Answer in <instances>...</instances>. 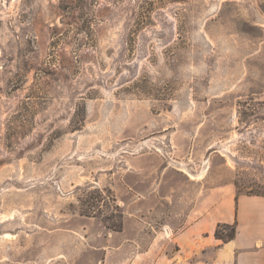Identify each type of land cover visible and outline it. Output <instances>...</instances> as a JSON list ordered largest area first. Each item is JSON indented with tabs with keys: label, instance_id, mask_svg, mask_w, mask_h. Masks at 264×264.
<instances>
[{
	"label": "rangeland",
	"instance_id": "374dc122",
	"mask_svg": "<svg viewBox=\"0 0 264 264\" xmlns=\"http://www.w3.org/2000/svg\"><path fill=\"white\" fill-rule=\"evenodd\" d=\"M227 184L264 195V0H0V264Z\"/></svg>",
	"mask_w": 264,
	"mask_h": 264
},
{
	"label": "crops",
	"instance_id": "0c3cea01",
	"mask_svg": "<svg viewBox=\"0 0 264 264\" xmlns=\"http://www.w3.org/2000/svg\"><path fill=\"white\" fill-rule=\"evenodd\" d=\"M177 192V200L159 188L140 193L138 209L124 205L121 230L99 221L82 231L78 248L97 255L92 264H264V195L228 184ZM150 197L171 201V208L150 207ZM222 225H235L227 242L215 237Z\"/></svg>",
	"mask_w": 264,
	"mask_h": 264
},
{
	"label": "trees",
	"instance_id": "16d2710c",
	"mask_svg": "<svg viewBox=\"0 0 264 264\" xmlns=\"http://www.w3.org/2000/svg\"><path fill=\"white\" fill-rule=\"evenodd\" d=\"M235 225L218 226L215 231V237L222 242H227L235 236Z\"/></svg>",
	"mask_w": 264,
	"mask_h": 264
}]
</instances>
